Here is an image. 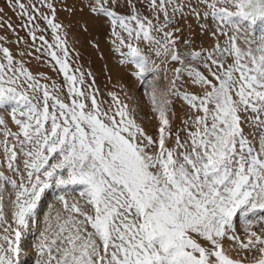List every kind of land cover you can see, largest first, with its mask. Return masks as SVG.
Wrapping results in <instances>:
<instances>
[{
    "label": "snow or ice",
    "instance_id": "1",
    "mask_svg": "<svg viewBox=\"0 0 264 264\" xmlns=\"http://www.w3.org/2000/svg\"><path fill=\"white\" fill-rule=\"evenodd\" d=\"M86 7L129 74L141 86L154 77L145 96L155 131L115 94L101 98L61 0H0V264H24L42 196L69 186L79 199L62 195L63 210L45 216L35 264H242L222 251L225 237L264 264L254 230L264 233V0ZM161 71L172 76L158 94Z\"/></svg>",
    "mask_w": 264,
    "mask_h": 264
},
{
    "label": "rangeland",
    "instance_id": "2",
    "mask_svg": "<svg viewBox=\"0 0 264 264\" xmlns=\"http://www.w3.org/2000/svg\"><path fill=\"white\" fill-rule=\"evenodd\" d=\"M61 3L68 10H59L58 15L63 23L67 26L66 31L69 33L70 44L72 43L71 38H75V49L80 53L79 63L82 64L86 71H91L95 78V85L99 88L101 98L112 103L109 93L115 94L121 104L128 106L129 111L134 110V114L137 117L138 123H143L145 129L149 133L155 131V121L151 119L152 113L150 112L149 104L145 96V91H151V86L148 84V80L153 79L152 75H149L147 80L143 82L130 75L129 68L126 65L119 63L118 54L112 51L111 41L109 39L107 28L102 20L95 18L91 14L86 5L88 0H61ZM11 16L12 13L9 12ZM15 20V17H12ZM87 25V31H83L84 25ZM3 34V33H0ZM251 34L256 38L261 35L259 23L253 26ZM11 39V34H7ZM21 36H25L24 32H20ZM98 43V47H94L92 41ZM201 43L207 45L209 43L208 37H198L197 46ZM15 48L14 43L9 45ZM159 62V61H157ZM169 68L174 65H168ZM32 70L37 71L35 65L32 66ZM39 70L46 71L43 67ZM49 75H53L49 72ZM172 73L169 71L168 80L164 78V72L161 71L158 78L156 79L155 86L158 89V94L165 91L169 86V80L171 79ZM173 111L176 113L177 119L174 122V126H178L180 123V117L183 116V109L180 101H175L173 105ZM171 115V114H170ZM79 186H69L66 188H50L46 190L42 196L37 209V220L38 224L32 227V230L28 233L23 241V245L28 252L22 257L25 261L28 260L27 264H35L36 253L35 245L39 240V233L44 228V219L49 213L55 215L57 211L63 210V205L59 201L60 196H65L69 203L79 199ZM2 207V205H0ZM258 216L260 214H257ZM244 224L237 216L234 218V229L235 234L240 237L241 242H246V235L243 231ZM261 235L264 233L260 232V228L254 229ZM27 239V240H26ZM227 239V241L225 240ZM29 240V241H28ZM29 242V243H28ZM31 242V243H30ZM202 244H206L205 241H200ZM222 251L229 256L231 259L240 260L242 264H256L260 259V253L258 250H241L237 242L229 240L227 237L220 240ZM235 244V245H234ZM234 245V246H233ZM211 247V245H207ZM237 247L235 255L231 256L229 248Z\"/></svg>",
    "mask_w": 264,
    "mask_h": 264
},
{
    "label": "bare ground",
    "instance_id": "3",
    "mask_svg": "<svg viewBox=\"0 0 264 264\" xmlns=\"http://www.w3.org/2000/svg\"><path fill=\"white\" fill-rule=\"evenodd\" d=\"M27 240V239H26ZM226 241H227V239H225ZM29 241V240H28ZM29 243V242H28ZM31 243V242H30ZM235 245V244H234ZM233 245V246H234ZM228 248H229V253L231 252V256H233V255H235V253H236V250H237V247L235 246V247H233V248H231L230 249V247H227V250H228ZM236 249V250H235ZM233 254V255H232ZM27 262H28V260L27 261H25V263L24 264H27ZM29 264V263H28Z\"/></svg>",
    "mask_w": 264,
    "mask_h": 264
}]
</instances>
